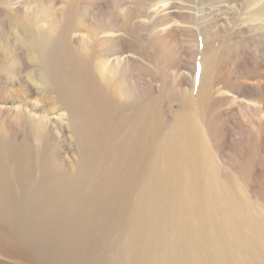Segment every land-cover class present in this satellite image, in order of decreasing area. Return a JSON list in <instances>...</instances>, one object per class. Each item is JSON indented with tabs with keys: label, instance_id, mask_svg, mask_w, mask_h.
Returning <instances> with one entry per match:
<instances>
[{
	"label": "bare ground",
	"instance_id": "6f19581e",
	"mask_svg": "<svg viewBox=\"0 0 264 264\" xmlns=\"http://www.w3.org/2000/svg\"><path fill=\"white\" fill-rule=\"evenodd\" d=\"M60 1L23 3L10 21L0 20V235L14 233L7 243L24 236L21 245L40 258L32 235L57 231L58 220L67 228L85 224V237L62 240L45 264H77L74 249L96 224L113 229L117 245L97 243V258L83 264H264V185L244 176L264 153L251 141L244 151L220 146L231 147L232 132L216 133L215 103L203 88L199 110L175 118L165 96H154L158 85L129 76L135 57L110 58L113 38L103 34L101 10L85 41L69 34L73 0ZM132 37L125 43L141 44ZM57 172L65 179L52 184ZM95 172L99 195L91 191L86 210L68 209L90 193ZM40 177L47 181L33 185ZM67 189L74 195L58 201ZM19 208L49 218L27 234L14 227Z\"/></svg>",
	"mask_w": 264,
	"mask_h": 264
},
{
	"label": "rangeland",
	"instance_id": "374dc122",
	"mask_svg": "<svg viewBox=\"0 0 264 264\" xmlns=\"http://www.w3.org/2000/svg\"><path fill=\"white\" fill-rule=\"evenodd\" d=\"M3 1L5 4L0 9V20L10 21L13 13L17 12L14 10H18L23 3H27L29 7L33 0ZM45 1L49 2V0ZM58 2L61 1L58 0ZM100 10L101 14H104L101 21L104 26L103 34L113 38V41L106 43L109 44V50L112 53L110 58L113 59L117 55L133 57V59L135 57L136 61L130 66L134 64L136 66L134 65V72L129 76L138 78L140 85L146 82L158 85L160 92H156L154 96L157 94L165 96L164 104L175 118H178L181 113L187 112L192 115L193 110L195 113L199 110V91L203 88L205 92H209L207 98L215 103L214 113L219 122L215 126L216 133L223 131L222 133L226 136L224 132H232H230L231 147H228L229 143H224L223 140L220 146L227 151L236 150V148L244 151L245 145L251 141L256 147L258 146L255 149L258 154L264 153V0H73L70 15L71 24L74 26L69 34L76 33L72 36L83 37L87 41L92 19ZM65 23L63 17L62 25ZM131 37L141 43L138 44L141 48L138 45L137 47L125 43V40ZM70 38L68 36V41ZM147 66L151 67V70L147 71ZM167 80H171V83ZM160 112L165 117V114ZM210 120L213 124L212 114H210ZM246 153L248 155V152ZM93 160L91 166L98 167V157L95 156ZM262 160L264 155H259V158L252 162L253 164L248 165L252 166V172H244V176L247 180L249 179L251 185H264V169L260 168ZM16 172L17 170L14 171ZM94 174L93 181L85 186L90 193L83 190L77 202L68 209L78 208L76 209L78 211L83 207L82 210H86L85 207L91 205V191L93 190L95 199L99 195L97 186L101 183V177L99 172ZM63 178L64 175L57 172L54 174L52 184ZM37 181L33 180V185L39 183L41 186L47 180L40 177ZM12 182L13 185L16 183L13 194L15 202L18 203L22 190L18 186L19 183L15 181V177ZM49 194H46V198ZM73 195V191L67 189L64 193L65 198L58 201ZM110 198L113 197L107 196V203L111 200ZM61 205L62 213H65L68 209L63 210L65 206ZM37 209L35 214L25 216L22 212L23 208H19L14 227L24 228L29 234L37 224L43 225V221L49 217L39 213V208ZM117 216L121 218V212ZM67 223V221L58 220L53 226L58 229L57 231L31 234L35 237L33 244L37 247L40 258L30 255L27 247L24 248L21 245L20 239H25L24 236L20 235L18 242L7 243L14 233L8 234L5 238L0 235V264H45V258L49 259L48 256L54 248L63 244L62 240L68 241L72 236L85 237L84 233L87 231L84 228L85 224L64 227L63 225ZM96 227L87 235L85 247L78 245L74 249L77 264L97 258L95 255L98 249L97 243L105 247L117 245V242L111 241L114 238L113 229L110 232L107 225L99 228L96 224ZM52 235L58 238H51ZM45 239L50 241V244L46 241L49 248L44 246Z\"/></svg>",
	"mask_w": 264,
	"mask_h": 264
}]
</instances>
